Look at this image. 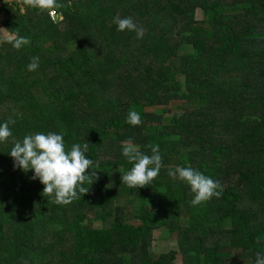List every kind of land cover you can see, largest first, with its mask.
I'll use <instances>...</instances> for the list:
<instances>
[{
	"label": "trees",
	"instance_id": "16d2710c",
	"mask_svg": "<svg viewBox=\"0 0 264 264\" xmlns=\"http://www.w3.org/2000/svg\"><path fill=\"white\" fill-rule=\"evenodd\" d=\"M22 3L23 13L0 8L2 26L30 40L19 50L0 43V124L15 120L0 141V264H176L178 255L180 264H255L264 254V0ZM117 16L142 38L117 31ZM131 110L139 126L125 123ZM48 132L62 134L66 152L88 142L96 171L66 205L8 154ZM127 142L146 155L159 146L162 167L145 187L121 183L133 166ZM177 166L218 181L221 196L191 204L190 186L168 175ZM160 231L176 251L153 253Z\"/></svg>",
	"mask_w": 264,
	"mask_h": 264
},
{
	"label": "clouds",
	"instance_id": "9594fccd",
	"mask_svg": "<svg viewBox=\"0 0 264 264\" xmlns=\"http://www.w3.org/2000/svg\"><path fill=\"white\" fill-rule=\"evenodd\" d=\"M24 4L48 9L56 4V0H23ZM117 31H135L138 38H142L143 29L138 27L131 17L120 18L117 16L114 21ZM6 42L13 48L19 50L30 43L26 37L20 36L14 31L0 28V43ZM39 66V57L34 56L27 65L29 71H35ZM15 120L9 119L0 124V141H6L12 135L9 124H14ZM125 123L132 126H139L142 121L140 114L134 110L129 111ZM151 155H146L130 142L125 143L122 155L127 158L133 166L130 171L121 174V183L129 189L145 187L154 180L162 167V157L159 153V146L149 144ZM88 149V142L82 146L77 143L71 146L70 151H65L62 134L54 132L35 133L26 135L22 142L16 141L8 152L13 160V167L19 168L23 172L31 170L32 179H39L44 185L43 192L47 196L54 197L56 204H69L74 199L82 198L89 188L81 185L87 181L90 185L96 178V171L92 168L93 161L85 156ZM86 169H93L86 174ZM169 176L186 182L190 186L194 198L191 204L198 205L207 201L213 196L219 198L222 194L218 181L194 170L191 167L177 166L174 170H169ZM78 193L80 195H78ZM255 264H264V254L257 253Z\"/></svg>",
	"mask_w": 264,
	"mask_h": 264
},
{
	"label": "rangeland",
	"instance_id": "374dc122",
	"mask_svg": "<svg viewBox=\"0 0 264 264\" xmlns=\"http://www.w3.org/2000/svg\"><path fill=\"white\" fill-rule=\"evenodd\" d=\"M195 18H196V20H201L203 18V14H202L201 10L197 9L195 11ZM151 110H154V109H148V111H151ZM193 215L200 216L201 212L192 213L189 216H193ZM94 226L99 227L100 223L94 222ZM165 235H166V233L164 231L156 232L153 235V241H152L151 249H152L154 254H158V255L163 254V253L165 254V253L173 252V251L177 250V245L175 244V242L167 241L165 239ZM175 262H176V264L181 263L179 255L176 257Z\"/></svg>",
	"mask_w": 264,
	"mask_h": 264
},
{
	"label": "built area",
	"instance_id": "2783aa9c",
	"mask_svg": "<svg viewBox=\"0 0 264 264\" xmlns=\"http://www.w3.org/2000/svg\"><path fill=\"white\" fill-rule=\"evenodd\" d=\"M5 6H10L13 9H18L20 13L24 12L22 0H0V8H4ZM48 16L53 22H58L62 19L61 12H57L55 10H49Z\"/></svg>",
	"mask_w": 264,
	"mask_h": 264
},
{
	"label": "crops",
	"instance_id": "0c3cea01",
	"mask_svg": "<svg viewBox=\"0 0 264 264\" xmlns=\"http://www.w3.org/2000/svg\"><path fill=\"white\" fill-rule=\"evenodd\" d=\"M0 28L5 29V28L2 26V15H1V14H0Z\"/></svg>",
	"mask_w": 264,
	"mask_h": 264
}]
</instances>
